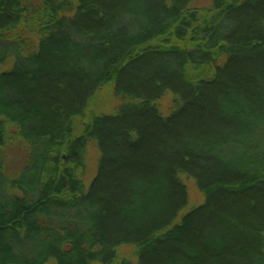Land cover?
I'll return each instance as SVG.
<instances>
[{
  "label": "trees",
  "instance_id": "1",
  "mask_svg": "<svg viewBox=\"0 0 264 264\" xmlns=\"http://www.w3.org/2000/svg\"><path fill=\"white\" fill-rule=\"evenodd\" d=\"M198 1L0 0V264H264V0Z\"/></svg>",
  "mask_w": 264,
  "mask_h": 264
},
{
  "label": "rangeland",
  "instance_id": "2",
  "mask_svg": "<svg viewBox=\"0 0 264 264\" xmlns=\"http://www.w3.org/2000/svg\"><path fill=\"white\" fill-rule=\"evenodd\" d=\"M210 3V0H199L198 3L195 5H208ZM4 70V67H0V72ZM167 104V102H165V105ZM146 145H147V142H146ZM153 147V146H152ZM16 149H18V147H14L13 150H12V154L14 153L15 155H13L11 161L9 159V161L7 162V169L11 172V171H15V170H18V169H21L23 164H24V161L21 159V157H19L18 153L15 151ZM87 176L85 177L86 178V182L89 184L91 178L93 177L94 175V166H96V161L98 159V153L97 151L93 148V147H89L88 149V155H87ZM150 158V157H149ZM150 161H155L156 160V156H151V158L149 159ZM148 160V161H149ZM159 160V159H158ZM140 161V160H139ZM141 161H147V159L145 158H141ZM157 161V160H156ZM148 164V163H147ZM147 164H145V169L146 167L148 168ZM144 167L142 168L144 170ZM141 169V170H142ZM188 192H189V200L191 203L193 204H199L202 202V197L201 195L199 194L198 190L196 189V187L194 186L193 183H191L189 186H188ZM125 251V250H124Z\"/></svg>",
  "mask_w": 264,
  "mask_h": 264
}]
</instances>
